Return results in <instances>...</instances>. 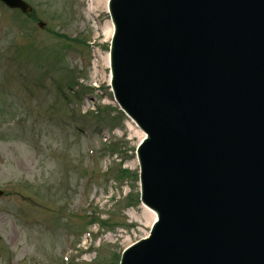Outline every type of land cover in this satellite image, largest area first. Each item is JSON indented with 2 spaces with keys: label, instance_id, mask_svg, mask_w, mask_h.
Listing matches in <instances>:
<instances>
[{
  "label": "water",
  "instance_id": "95a60500",
  "mask_svg": "<svg viewBox=\"0 0 264 264\" xmlns=\"http://www.w3.org/2000/svg\"><path fill=\"white\" fill-rule=\"evenodd\" d=\"M109 9L112 87L148 135L141 198L158 215L121 264H264V0Z\"/></svg>",
  "mask_w": 264,
  "mask_h": 264
},
{
  "label": "rangeland",
  "instance_id": "374dc122",
  "mask_svg": "<svg viewBox=\"0 0 264 264\" xmlns=\"http://www.w3.org/2000/svg\"><path fill=\"white\" fill-rule=\"evenodd\" d=\"M27 1L35 19L0 3V264H118L152 223L143 133L109 82L108 1Z\"/></svg>",
  "mask_w": 264,
  "mask_h": 264
},
{
  "label": "bare ground",
  "instance_id": "6f19581e",
  "mask_svg": "<svg viewBox=\"0 0 264 264\" xmlns=\"http://www.w3.org/2000/svg\"><path fill=\"white\" fill-rule=\"evenodd\" d=\"M106 1H108V0H106ZM108 23H109V25H108L107 31L105 32L106 33L105 35H106V38L111 39L112 31H113L112 30V24H111V22H108ZM142 207L144 208L143 214H144L145 219H146V224L153 223V221H155V219H156V215L154 214V212L144 204L142 205Z\"/></svg>",
  "mask_w": 264,
  "mask_h": 264
},
{
  "label": "trees",
  "instance_id": "16d2710c",
  "mask_svg": "<svg viewBox=\"0 0 264 264\" xmlns=\"http://www.w3.org/2000/svg\"><path fill=\"white\" fill-rule=\"evenodd\" d=\"M122 172H127V171H124V170H123Z\"/></svg>",
  "mask_w": 264,
  "mask_h": 264
}]
</instances>
